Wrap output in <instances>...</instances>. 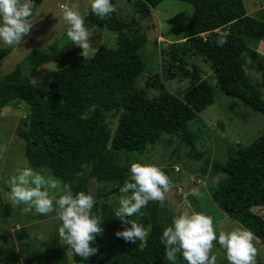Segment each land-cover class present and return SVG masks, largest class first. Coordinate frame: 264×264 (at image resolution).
Instances as JSON below:
<instances>
[{"label": "trees", "instance_id": "obj_1", "mask_svg": "<svg viewBox=\"0 0 264 264\" xmlns=\"http://www.w3.org/2000/svg\"><path fill=\"white\" fill-rule=\"evenodd\" d=\"M42 1L33 0L34 13ZM160 1L138 0L130 17L124 18L116 9L104 20L91 13L89 5L83 16L85 27L112 31L115 44L97 47L87 60L69 39L57 49H32L21 63L0 77V109L17 100L27 103L29 119L16 128V133L24 141L28 163L46 168L53 177L71 185L74 194L90 193L89 183L95 180L100 185L101 198L118 194L130 177V167L120 163L118 151L139 156L162 134H179L192 159L204 157L202 173H210L211 177L221 174L211 191L217 208L251 230L264 246V216L253 210L264 207V132L247 145L230 146L225 161H209L208 154L196 148L199 133L195 135L188 129V123L199 120V114L214 102V85L264 115V98L259 89L264 88V55L256 51L259 41L264 40V21L248 15L243 0H178L191 3L193 11L183 41L170 42L169 48L162 50L160 71L151 74L146 70L144 86L158 91L151 97L139 84L147 69L139 54L147 41L140 19L151 15ZM220 32L227 36L222 47L215 44ZM12 48H0V61ZM186 54L207 62L214 84L203 77L206 73L195 62L190 63L191 69L186 67ZM46 62H54L55 68L45 96L40 97L30 74ZM246 64L261 73L258 84L247 75ZM176 78L189 79L181 96L165 89L166 81ZM172 154L179 158L177 150ZM86 165L89 170L82 174ZM172 168L161 167L173 183L176 179ZM188 199L200 212L195 207L198 198L189 193ZM95 201L92 214H103L104 221L115 228L111 240L95 237L90 246L98 248L96 255L84 260L70 248L68 253L49 244L39 250L23 241L19 248L21 253H27L28 264H187L180 254L175 262L166 259L160 239L165 227L157 201H149L141 213L128 217L149 231L146 243L117 238L116 231L131 225L115 216L116 207L106 209V204ZM5 207L9 209L8 204Z\"/></svg>", "mask_w": 264, "mask_h": 264}, {"label": "rangeland", "instance_id": "obj_2", "mask_svg": "<svg viewBox=\"0 0 264 264\" xmlns=\"http://www.w3.org/2000/svg\"><path fill=\"white\" fill-rule=\"evenodd\" d=\"M110 2L124 18L133 15L138 7V0H110ZM243 2L248 15L264 21V0H243ZM61 5L76 6L80 14L84 16L89 2L88 0H43L34 13L36 21L31 34L26 36L19 46H14L10 54L0 61V77L21 63L32 49H57L68 40L66 35L68 25L62 18ZM192 11L191 3L161 0L152 8L151 15L140 19L142 30L147 35L145 45L139 50V54L147 65V69L143 72L145 74L139 80L142 87L147 80V71L151 74L160 71L162 50L168 49L170 42L183 41V32ZM87 29L94 33L91 39L95 49L101 45L115 44V34L112 31L100 28ZM4 46L6 45L0 42V48ZM256 51L258 54L264 55V40L259 41ZM184 58L188 69H191L190 63L195 62L206 73L203 74V77H207L211 84L215 83L212 70L202 57L186 54ZM246 60L247 63L250 62L249 57ZM54 68V62H46L30 74L31 81L40 97H44L46 94ZM245 71L254 83L258 84L261 81V73L254 68L246 64ZM188 85L189 79L177 80L176 78L166 81L165 89L181 96ZM144 87L151 97L158 95L155 88L147 85ZM259 89H261L264 98V88L259 86ZM214 94V102L199 114V120L188 123V129L195 135L199 133L196 148L205 151L209 156V161L216 159L225 161L230 146L237 143L247 145L264 132V115L252 110L240 100L226 95L216 85H214ZM28 115L29 108L23 100L9 102L0 109V148L6 149L0 151V264H28L27 253H21L19 248V243L23 241L30 242L34 248L39 250H43L51 244L70 252L67 246L61 244L58 235L60 221L56 219L55 213L46 216L36 214L34 210L31 213H26L23 211V205H13L7 199V193L10 191L7 180L17 174V169L30 166L46 176L53 177L46 168L31 166L24 156V141L17 135L16 128L27 122ZM112 121L111 128L114 129L116 120ZM175 150L179 155L178 159L175 157L176 154H172ZM187 153L188 147L179 134H162L160 140L156 144L148 145L143 154L133 156L121 150L118 151L117 157L120 163L129 167L133 162L152 164L160 168H172L171 166H173L176 181L165 193L164 201L162 203L157 201L158 209L161 211L160 220L164 227L171 226L173 218L184 208L194 210L188 199L193 188H199L204 193V197L198 199L195 207L199 208L201 213L213 218L217 233L220 230L227 232L237 227H243L224 214L211 200V191L221 174L211 177L210 173H202L200 167L203 165L204 157L201 160H194ZM176 159L175 164L174 160ZM88 170L89 166H84L82 174ZM99 187L100 185L95 180L90 181V193L94 199L98 200L101 205L106 204V209L118 208L121 193L101 198L98 193ZM6 204L9 205V209H6ZM253 210L264 216V207L257 206ZM103 217L101 214L102 219ZM103 221L104 219L100 225L103 228L101 237L104 240H111L115 228H111L112 224ZM253 243L258 251L257 264H264V246L256 237ZM212 254L217 255V264H228L223 249H220L215 242ZM69 262L71 263V260Z\"/></svg>", "mask_w": 264, "mask_h": 264}, {"label": "clouds", "instance_id": "obj_3", "mask_svg": "<svg viewBox=\"0 0 264 264\" xmlns=\"http://www.w3.org/2000/svg\"><path fill=\"white\" fill-rule=\"evenodd\" d=\"M91 13L101 20L116 12L110 0H88ZM33 0H0V42L8 47L19 46L31 34L36 18ZM62 18L67 27V38L80 48L83 60L95 54L91 37L93 32L85 27L84 17L76 6L61 5ZM227 43L226 34L217 33L215 44L222 47ZM6 150L0 148V151ZM10 191L7 199L13 205H23V211L33 210L39 215L55 213L60 221L58 235L61 244L70 248L75 256L84 260L98 253L90 246L95 237L102 235L101 217L93 215L96 201L91 193H73L71 185L59 179L46 176L27 166L17 169V174L7 180ZM172 181L162 169L152 164L133 162L130 177L119 188L121 196L115 216L125 225L115 232L117 238L135 243L147 242L149 231L134 220L128 219L141 213L149 201L163 202ZM190 195L201 199L204 193L199 188L191 189ZM161 242L165 245L167 261L175 262L180 254L187 264H217V255L212 254L214 242L223 249L228 264H257V248L254 233L243 227L231 231L217 230L213 218L195 210L184 208L176 215L171 226L165 227Z\"/></svg>", "mask_w": 264, "mask_h": 264}, {"label": "crops", "instance_id": "obj_4", "mask_svg": "<svg viewBox=\"0 0 264 264\" xmlns=\"http://www.w3.org/2000/svg\"><path fill=\"white\" fill-rule=\"evenodd\" d=\"M182 187V186H181Z\"/></svg>", "mask_w": 264, "mask_h": 264}]
</instances>
